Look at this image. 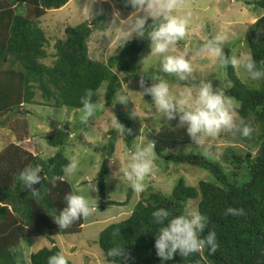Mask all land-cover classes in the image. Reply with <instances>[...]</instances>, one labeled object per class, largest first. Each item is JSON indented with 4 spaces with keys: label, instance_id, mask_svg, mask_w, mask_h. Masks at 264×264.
I'll use <instances>...</instances> for the list:
<instances>
[{
    "label": "trees",
    "instance_id": "obj_1",
    "mask_svg": "<svg viewBox=\"0 0 264 264\" xmlns=\"http://www.w3.org/2000/svg\"><path fill=\"white\" fill-rule=\"evenodd\" d=\"M69 1L0 0V124H5L6 117L15 115L9 125L14 139L0 147V264H24L17 251L22 239L31 236L50 240L51 246L30 254L31 264H47L50 256L62 250L54 237L80 233L85 223L82 218L61 230L51 215H59L58 210L65 206L64 196L75 191L62 171L68 163L64 148L71 128L64 123L43 135L56 148L43 159L20 143L31 136L28 117L47 107L69 112L80 109V98L87 89L93 90L92 100L96 104L103 82H106L105 105L110 107L114 93L121 91L123 84L138 76L142 69L139 56L147 33L152 30L151 19L144 37L135 35L119 54L110 56L106 62L88 56L87 41L95 30L106 29L107 13L67 26L66 38L55 42L52 64L45 63L49 38L41 27V18L48 10L59 9ZM115 1L126 11H136L129 0ZM245 3L264 9V0H245ZM245 41L251 58L258 67L262 66L264 15L252 24ZM224 51L226 55H234L229 47H224ZM224 68L231 82L225 90L226 96L236 101L239 117L252 127L253 121L258 128L252 149L243 152L228 146L216 162L194 152L166 155L167 160L207 170L213 181L200 180L192 186L179 178L170 196L151 190L142 192L128 217L109 224L94 241L106 261L118 264L107 256V251L119 246L124 248L120 264H264V80L254 86L242 82L231 65ZM145 98L152 103L150 96ZM116 118L121 131L112 124L107 127V142L100 147L104 159L95 180L101 208L105 204H127L130 200V195L122 202L105 198L106 178L118 141L122 138L131 146L136 138L129 117L117 113ZM241 140L249 141L250 137L241 135ZM29 165H39L42 169L44 179L34 185L39 196H33L31 191L23 193L26 188L18 179L19 173ZM53 177L58 178L55 186L50 182ZM198 198V211L208 217V228L216 233L217 251L211 254L208 247H202L188 257L177 253L172 260L162 262L154 247L158 228L151 213L166 208L178 215L185 212L188 200ZM228 207L243 209L244 214L226 216ZM209 229L204 230L203 236ZM68 264H72L69 259Z\"/></svg>",
    "mask_w": 264,
    "mask_h": 264
},
{
    "label": "rangeland",
    "instance_id": "obj_2",
    "mask_svg": "<svg viewBox=\"0 0 264 264\" xmlns=\"http://www.w3.org/2000/svg\"><path fill=\"white\" fill-rule=\"evenodd\" d=\"M176 3L177 7L173 10L174 14L181 17L188 13L191 14L188 17L186 36L177 45L178 51L183 52L187 49L189 53H194L210 38L223 35L227 37L223 47L231 48L234 55L243 54L251 57L248 44L245 41L246 34L256 19L264 15V9L256 8L253 4H246L245 0H176ZM102 13L108 15L106 29L104 31L95 30L87 41L88 56L92 60L101 62H106L110 56L119 54L124 44L136 35L128 30L129 17H133V14L145 15L143 10L139 12L137 10L134 12L124 10L118 6L115 0H70L59 9L48 10L41 18V27L49 38L47 45L49 55L44 59V62L52 64L55 42L57 39L66 38L65 29L67 26L92 20ZM150 44L151 41L147 37L139 56V65L142 69L138 76L130 78L121 89L130 99L127 104L117 103L114 105L112 103L110 107H107L104 98L106 82H103L98 91L99 100L95 104L94 116L90 117L86 123L81 122L79 109L69 112L66 109L47 107L42 111L37 110L38 112H34L28 117L30 137L33 138L28 140L29 144L26 147L43 159L51 156V153L43 151L45 146L52 148L41 136L43 130L54 131L57 125L60 126L64 123L71 128L72 133L68 144L65 145L64 154L74 156L81 167L79 175L65 176L75 190L77 187L86 190L88 183L86 181H92L95 179L94 175H98L104 159L100 147L107 142L106 129L111 124L116 129H120L119 124H113L117 113L128 116L136 131V138L131 146H128L122 138L118 141L115 157L111 161L110 173L106 178L105 198L122 202L130 195L128 203L123 205L105 204L101 208L99 207L101 198L98 191L92 192L90 195L97 200V209L93 215L85 218L81 232L54 237L56 244L61 247L72 264H114L105 260L102 250L94 241L100 231L109 224L126 219L133 210L135 203L141 198V193L135 194L127 182L122 178L120 179V168L126 165L134 144L149 142L154 144L155 167L153 174L146 182L147 187L144 192L151 190L170 196L179 178H184L186 183L192 186H196L200 180L213 181L214 179L213 175L203 168L166 159V155L171 153L194 152L199 155L202 154L187 134L186 127L179 126L178 118L171 121L161 118L153 104L148 102L142 93L141 76H143L146 86H151L152 79L166 78L174 97L184 86L175 76L160 71L162 57L151 55ZM191 65L192 74L189 83L198 84L200 80H210L214 88L220 86L226 90L231 86L225 68L220 65L217 59L212 57L200 58L192 55ZM236 74L244 83H250L254 86H258L260 83V81L249 80L241 68H236ZM228 98L233 104L236 113L235 122L239 126L241 118L237 112L236 101L233 98ZM39 99L41 98L39 97ZM135 110L137 116L133 115ZM14 117V114L6 117L5 124L4 122L0 124V147L14 139L9 128ZM251 124H253L254 131L249 141H242L240 132L235 129L222 130L217 137L211 140L215 154L206 158L214 162L218 161L228 146H233L243 152L247 151V148L252 149L258 128L253 121ZM94 183L97 189V181ZM198 200L199 198L188 200L185 211H198ZM46 246H51V242L45 236L26 237L22 239L21 247L17 253L23 258L24 264H31L30 254Z\"/></svg>",
    "mask_w": 264,
    "mask_h": 264
},
{
    "label": "clouds",
    "instance_id": "obj_3",
    "mask_svg": "<svg viewBox=\"0 0 264 264\" xmlns=\"http://www.w3.org/2000/svg\"><path fill=\"white\" fill-rule=\"evenodd\" d=\"M137 12L143 10L145 15L133 14L129 17V31L137 36H145L148 20L152 21V30L147 33L150 39L151 55L162 57L160 71L178 78L183 83V88L174 97L170 84L166 78L153 80L151 86H146L143 76L140 87L145 96H150L152 104L161 118L168 121L178 118L179 126L186 127L190 139L201 150V154L210 157L215 154L211 140L219 135L222 130H237L243 137H250L253 127L242 119L239 126L235 122L236 113L231 100L226 96L225 90L218 86L213 87L210 80H200L199 83H189L192 74L191 57H212L219 61L222 67L231 65L234 69L241 68L251 81L264 80V62L262 66L247 55H226L224 42L226 36L216 35L203 43L194 53L178 51L177 45L186 36L188 17L174 14L177 7L176 0H129ZM93 90L87 89L80 98L82 107L79 109L82 123L89 121L94 116L96 105L92 97ZM128 95L123 91L114 93L112 103L116 105L127 104ZM133 115H136V110ZM113 124H120L117 120ZM154 144L137 143L132 146L125 166L120 168L122 178L135 194L146 190L147 180L153 174L155 167L153 153ZM68 163L63 168L66 176L79 175L80 163L72 155L66 153ZM42 169L37 166H26L18 175L20 183L31 190L33 196H39V190L33 186L39 184L44 177L40 175ZM57 177L50 181L55 186ZM62 179V177L60 178ZM97 191L95 183L88 182L87 188L69 192L64 196L65 206L59 215H53L55 223L60 229H68L74 222L88 218L96 212L97 200L90 193ZM87 193V194H86ZM243 209L228 207L225 215H243ZM153 223L158 230L155 236L154 247L161 261L172 260L175 254L188 257L197 253L202 247H208L211 254L218 249L216 233L208 228V217L199 211H185L173 215L166 208H157L152 213ZM209 229L203 236L204 230ZM107 256L120 264L124 256V248L115 246L107 251ZM47 264H68L65 253L61 250L48 258Z\"/></svg>",
    "mask_w": 264,
    "mask_h": 264
},
{
    "label": "crops",
    "instance_id": "obj_4",
    "mask_svg": "<svg viewBox=\"0 0 264 264\" xmlns=\"http://www.w3.org/2000/svg\"><path fill=\"white\" fill-rule=\"evenodd\" d=\"M49 128V127H48ZM44 132H42V134H41V136H43V134H45L47 131H45V130H43ZM51 131V130H50ZM30 138H33V137H29L28 139H26V140H24V141H22V142H20L24 147H26L27 146V144H29V139ZM44 141H46L45 139H44ZM48 144V143H47ZM49 145V144H48ZM50 146V145H49ZM50 147H52V146H50ZM27 148V147H26ZM27 149H29L30 151H32L30 148H27ZM55 150H56V148H54V147H52V148H48L47 146H45V148H44V152H47V153H51V155L55 152ZM34 152V151H33ZM35 153V152H34ZM37 154V153H36ZM49 157V156H48ZM47 158V157H46ZM95 176V178L97 177V175H94ZM96 180L94 179V180H92V181H90V180H88V181H86V182H92V183H94ZM95 186H96V184H95ZM97 191H99L98 190V182H97ZM101 202H102V200H101Z\"/></svg>",
    "mask_w": 264,
    "mask_h": 264
},
{
    "label": "water",
    "instance_id": "obj_5",
    "mask_svg": "<svg viewBox=\"0 0 264 264\" xmlns=\"http://www.w3.org/2000/svg\"><path fill=\"white\" fill-rule=\"evenodd\" d=\"M40 175H42V172L40 173ZM29 191H31V190L30 189H26L23 193H28Z\"/></svg>",
    "mask_w": 264,
    "mask_h": 264
}]
</instances>
